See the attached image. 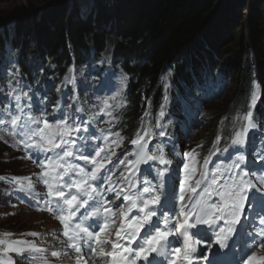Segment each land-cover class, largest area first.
I'll return each instance as SVG.
<instances>
[{"label": "snow or ice", "instance_id": "1", "mask_svg": "<svg viewBox=\"0 0 264 264\" xmlns=\"http://www.w3.org/2000/svg\"><path fill=\"white\" fill-rule=\"evenodd\" d=\"M67 83H74V80H68ZM24 95L26 96L27 93ZM14 99L19 102L21 96L16 95ZM73 99L76 98L73 97ZM103 104L101 112L110 106L109 100H104ZM16 109L18 114L10 116V134L20 137L18 144L25 150L31 149L35 153L55 154L54 157L45 155L44 159L37 156L38 166L42 168L39 178L47 188L45 203L48 205V210L56 214V218L63 225V235L69 241L68 247L78 254L77 264L84 257V248L91 249L90 256L93 260L97 257H111V264H137L138 261H142L143 264H163V260H156L154 257L168 259L170 254L171 259L168 260V264H192L193 257L201 251L198 245L206 239L201 235L198 225H206L208 230L214 232L215 243L220 249H225L229 247V241L237 232L236 226L240 223L246 208L251 211L256 205L257 192L260 193L259 202L264 206V188L258 186H264V174L252 173L256 182L250 179L249 172L242 167L246 162V156L241 152L234 158L228 169L217 170L211 178L206 169L208 163L206 159L205 168L200 172V178L195 181L196 186L191 188L193 194L187 197L184 195V187L186 182L196 174V168H190L189 164L185 163V179L180 181L179 212L172 215L171 213L175 211L173 207L169 209V212L158 215L159 207H163V202L172 198L174 193L166 190L163 180L160 181L159 186L145 180L144 184L147 186H144L142 190L136 187L133 180V176L140 171L142 164L154 161L162 165L170 163L164 158L162 149L154 150L151 155L148 151H144L147 133L131 141V144L136 146L134 155L137 158L128 161L127 176L121 173L122 180L127 181V185H123L122 181H115L111 175L104 174L110 172L105 163L97 162L103 149H97L95 156L83 154L75 156L73 149L79 150L77 140H88V136L75 134L87 133L88 122H76L70 116H63L62 119L50 122L46 116L39 118L25 116L24 107L19 103ZM31 109L32 106L29 104L28 111L31 112ZM58 109L63 113L59 101L53 106V111ZM160 115L163 116L164 112L161 111ZM245 119L246 125L241 131L235 133L230 145L237 152H240L237 146L245 145L250 130L258 127L253 122L251 112L247 113ZM0 125L8 127L9 121L0 119ZM164 135L165 133L161 131L160 136ZM113 143L116 144L115 141ZM116 146L118 147L119 144ZM81 147L86 148L87 145L82 144ZM157 151L159 155L156 154ZM224 151H229V148H225ZM112 155L115 153L113 152ZM184 155L188 157L189 153ZM68 158L84 160L85 163L94 164L95 167L91 171H86L78 164L69 163ZM260 161L264 164V156L260 157ZM107 163H111V157ZM120 163L124 164V161L121 160ZM237 169L239 171H236ZM0 179L4 178L0 177ZM24 180L28 181L27 184L22 183ZM12 181L17 183L18 191L40 198L30 178L13 177ZM100 181H103L102 185ZM103 191L113 193L116 199L114 201L104 199L101 205L100 197ZM121 197L123 204H119ZM117 204H119L118 208ZM90 208L93 210L89 211ZM81 209H84V213L78 216ZM133 210H136L135 213ZM116 217L120 220V226L115 232L116 239L113 240L108 235L101 239L102 234H105L109 228V221L114 225ZM77 219L80 222L73 223ZM101 219L104 221L103 224L100 223ZM86 221L91 223H85ZM220 221H223V226L219 223ZM259 223L262 227L257 229L255 235L250 234L251 243L245 247H255L258 239H264V216L260 217ZM97 228L99 231L96 230ZM30 235L39 234L30 233ZM3 243L5 241L0 240V244ZM11 243L26 244L27 242L13 241ZM177 244L180 246L177 247ZM106 245H111L112 251L104 252L103 247ZM261 246L264 247V245ZM96 247L101 248L99 253L96 252ZM207 247L211 249L212 244H208ZM12 251L23 255L27 251L43 250L33 245L31 248H12ZM58 255L57 251L52 252L53 257ZM254 256L255 254L249 256L248 261H252ZM202 258L208 261V264H216L214 259H210L208 253H203ZM0 264L3 262L0 261Z\"/></svg>", "mask_w": 264, "mask_h": 264}, {"label": "trees", "instance_id": "2", "mask_svg": "<svg viewBox=\"0 0 264 264\" xmlns=\"http://www.w3.org/2000/svg\"><path fill=\"white\" fill-rule=\"evenodd\" d=\"M231 1L47 0L49 10L44 12H36L32 4L0 10V27L14 21V44L21 47L23 59L48 55L59 66L68 64L71 50L77 58L81 52L88 53L90 42L99 53L108 34H114V55L135 79L131 83L133 113L137 112L140 89L154 87L165 67L172 66L173 82L189 83L188 72L197 77L201 62L206 61L212 65L204 73L212 76L217 69L232 75L231 99L239 101V107L252 81L257 80L262 86L260 113L264 111V17L262 28L256 19H249L248 27L241 28L227 46L212 25L223 14L229 16ZM227 110L228 105L209 106V115L215 119L212 127Z\"/></svg>", "mask_w": 264, "mask_h": 264}, {"label": "rangeland", "instance_id": "3", "mask_svg": "<svg viewBox=\"0 0 264 264\" xmlns=\"http://www.w3.org/2000/svg\"><path fill=\"white\" fill-rule=\"evenodd\" d=\"M28 4H32L35 7H37L36 12H39V11L44 12V11L49 10V7L47 5V0H0V10L10 9V8L15 7V6L28 5ZM231 4H232L231 8L228 11L229 16H227L226 14H223L218 19V22L216 24L212 25L213 28L216 29V31H218L219 34L224 38V44H226L227 46H228V44H230L231 39L234 37V35L238 34V32L240 31L241 28H245V27L247 28L248 27V20L249 19H251V18L256 19L257 24L259 25V28H262L263 25H261L262 23H260V22L262 20V17H264V0H232ZM13 24H14V21H10L6 25L10 31L13 30V27H12ZM210 28H212V27H210ZM3 30H4V27L1 26L0 32L2 34L4 32ZM116 40H117V38L114 34H108V36L106 37L105 48L102 51V53H103V57L101 58L102 61H100L101 59L99 61H97V63H94L93 61H91L89 63V61H88L86 64L81 63L77 66H71L69 68V74L75 75L78 79L81 80L83 85L87 86L88 90L90 89L92 91V95L94 96V99H95V105L97 107L96 113L100 114L103 117L104 127H109V129L111 131H114L116 129L115 120L119 116V112H120V108H121V104H122L118 98L119 97V94H118L119 90L118 89H121V87H123L125 85V81L127 79L126 74L121 69L112 70V68L110 66L111 54L113 51V46L116 43ZM7 45H8V42H7ZM216 59L221 60L218 57H216ZM2 60H3V58H2ZM2 60L0 59V61H1L0 62L1 72L3 74H5L6 72L9 73L10 72L9 68H7L4 65L7 62L6 61L3 62ZM102 63L106 64L105 69H104L105 71H104L103 75L101 76V78L98 79L97 75H99L98 74L99 67H100V64H102ZM169 74H170V72H169L168 68H166L165 71H163V73L161 74V83H162L164 88H167V80H168ZM262 78L264 79V73H262ZM3 86H5V85H3ZM16 89H18V88L15 87L14 90H16ZM233 91H234V83L232 81H230V83L228 84V88L225 89V92L222 95V97L219 99V101H217L215 103H211V105H214L217 107L227 105L229 98H230L231 94L233 93ZM11 92H13V90H11ZM109 92H111L109 94L110 97L106 99L104 97V95L106 93H109ZM13 96H16V95H13ZM112 97H115V99H111ZM104 100H109L110 106L104 112H101L100 109L104 107V104H103ZM24 101L25 100L20 99L19 104L20 105L23 104ZM15 102H16V100L13 99L11 105L0 106V113H3V115H0V119H6L9 121L8 127H5L4 125H0V139L4 138L5 142L9 141V140H14L17 137V136L10 134V131H11V129H10V116L18 114L16 107H15V111L11 112V110L14 107ZM26 113L27 112L24 110V115ZM204 132H205V130L202 129L199 132H197L194 137H198V135L200 136ZM1 144H3V143L1 142ZM1 144H0V173H5L8 170V168H11V166L8 165V163H10V162H7V158L5 157V152L3 151ZM190 151H191V147H189L188 151L185 153H189ZM198 153H201V151H198L197 153H194V154L189 153V156H191L190 158H192L196 162L197 167L199 168L202 160L200 158H198ZM245 156L247 159L248 156H250V155H248V156L245 155ZM261 156H264V150H261L259 158ZM234 158H235V156L232 155V157L230 159H227V160L218 159L214 163V166H213L214 171L217 172V170H221L222 168L224 170L226 165H227L226 169H228L229 168L228 165L233 163L231 161L234 160ZM249 158H251V157H249ZM254 159L256 161H258V159H256V158H254ZM188 164H189L190 168L191 167L196 168L195 165H191L189 162H188ZM16 169H17V166H15V169L13 170V172H16ZM258 171H259L258 169H255L256 173ZM225 174H227V173H225ZM23 217L28 219V220H26V219L24 220ZM41 218H42V216L37 215L35 213L32 214V212L21 211V212H18L11 219L3 220L2 224H3V226L9 227L13 230L27 229V228H30L34 223H37V222L39 223ZM50 240L52 242L54 240V238H51ZM11 254H13V253H11ZM20 256L22 257L23 255H20ZM56 262H59V264H65L66 263V261L64 260L63 254H62V257L60 258V260L59 261L57 260Z\"/></svg>", "mask_w": 264, "mask_h": 264}]
</instances>
